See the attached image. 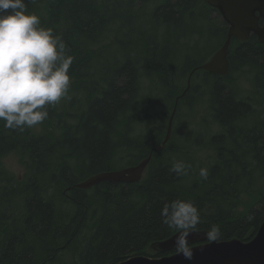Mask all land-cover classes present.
<instances>
[{"label": "trees", "instance_id": "trees-1", "mask_svg": "<svg viewBox=\"0 0 264 264\" xmlns=\"http://www.w3.org/2000/svg\"><path fill=\"white\" fill-rule=\"evenodd\" d=\"M26 3L74 62L68 97L42 124L21 132L0 121V264L171 255L149 246L177 233L160 218L176 199L198 208L197 231L217 225L219 241H252L264 222V44L233 39L230 73L219 77L198 68L228 25L203 0ZM150 156L140 182L76 187ZM176 160L191 165L188 176L170 171Z\"/></svg>", "mask_w": 264, "mask_h": 264}, {"label": "clouds", "instance_id": "clouds-1", "mask_svg": "<svg viewBox=\"0 0 264 264\" xmlns=\"http://www.w3.org/2000/svg\"><path fill=\"white\" fill-rule=\"evenodd\" d=\"M73 62L63 40L43 27L38 15L28 12L26 0H0V121L5 128L22 132L42 124L49 116L48 106L68 97ZM190 169V164L176 160L170 171L188 176ZM208 175L206 168L199 170L203 180ZM160 218L179 233L177 254L192 260L188 237L201 222L198 208L176 199L164 204ZM206 236L218 241L221 230L213 225Z\"/></svg>", "mask_w": 264, "mask_h": 264}, {"label": "water", "instance_id": "water-1", "mask_svg": "<svg viewBox=\"0 0 264 264\" xmlns=\"http://www.w3.org/2000/svg\"><path fill=\"white\" fill-rule=\"evenodd\" d=\"M203 1L217 10L228 25V32L222 47L200 69L215 76L226 77L231 70L228 57L233 39L246 42L251 35H255L258 42L264 44V0ZM172 124L173 117L170 119L167 136L162 147L171 137ZM150 160L151 156L135 167L100 173L77 184L76 187L81 190H89L103 182L125 184L140 182ZM206 233L207 231L196 230L188 237V244L194 253L192 260H186L175 252L160 258L134 256L119 264H264V222L256 237L247 243L238 239L208 241ZM178 235L177 232L166 240L152 243L149 246V251L155 254L175 251Z\"/></svg>", "mask_w": 264, "mask_h": 264}, {"label": "rangeland", "instance_id": "rangeland-1", "mask_svg": "<svg viewBox=\"0 0 264 264\" xmlns=\"http://www.w3.org/2000/svg\"><path fill=\"white\" fill-rule=\"evenodd\" d=\"M216 17V16H215ZM221 17V16H220ZM221 20H223L222 19V17H221ZM198 48L199 49H201V50H203V49H205L204 48V43L201 41V42H199V46H198ZM209 53V48L207 47L205 50H204V52H203V55H207ZM236 76V75H235ZM247 80L246 79H244V78H242V80H240V84L242 85V87L243 88H245V87H247V82H246ZM7 164H8V166L12 169V171H14L16 174H21L22 173V169H21V166H20V164H19V162H18V160H17V158H15V157H13V156H11V157H9V159L7 160Z\"/></svg>", "mask_w": 264, "mask_h": 264}, {"label": "bare ground", "instance_id": "bare-ground-1", "mask_svg": "<svg viewBox=\"0 0 264 264\" xmlns=\"http://www.w3.org/2000/svg\"><path fill=\"white\" fill-rule=\"evenodd\" d=\"M201 66H202V65H201ZM201 66H200V67H201ZM200 67L198 68V70H201ZM172 117H174V115H172ZM172 117H171V118H172ZM169 122H170V121H169ZM168 125H169V124H168ZM172 125H173V124H172ZM167 131H168V130H167Z\"/></svg>", "mask_w": 264, "mask_h": 264}]
</instances>
